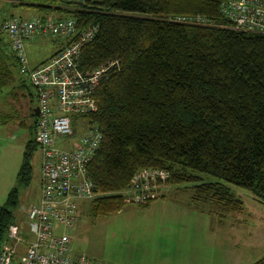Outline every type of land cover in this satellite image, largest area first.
Listing matches in <instances>:
<instances>
[{"label": "trees", "instance_id": "1", "mask_svg": "<svg viewBox=\"0 0 264 264\" xmlns=\"http://www.w3.org/2000/svg\"><path fill=\"white\" fill-rule=\"evenodd\" d=\"M224 1L89 0L76 7L63 0H17L39 17L74 19L79 31L99 27L82 50L83 69L119 62L96 93V112L87 116L103 134L88 168L96 193L93 218L129 204L148 208L154 200L134 203L123 193L146 168L169 171V185H191L193 202H211L226 213L244 211L228 184L264 203V34L232 29L221 11ZM179 16L202 17L208 25L172 21ZM7 45L0 42V93L14 82L12 60L26 78ZM32 116L36 131L33 109ZM38 148L35 138L27 144L21 189L31 185ZM20 193L15 187L0 209V248L17 221ZM254 264H264V257Z\"/></svg>", "mask_w": 264, "mask_h": 264}, {"label": "built area", "instance_id": "2", "mask_svg": "<svg viewBox=\"0 0 264 264\" xmlns=\"http://www.w3.org/2000/svg\"><path fill=\"white\" fill-rule=\"evenodd\" d=\"M63 1L78 7L89 0ZM221 11L232 29L264 34V0H227ZM172 21L208 25L202 17L179 16ZM1 31L7 34L21 73L36 93L39 116L35 139L41 154L42 191L40 201L27 213L26 225L9 227L0 248V264H106L84 254L73 256L69 231L78 221L79 204L96 196L88 168L101 147L103 134L89 124L87 116L96 112V93L119 69V62L83 69L82 50L96 38L99 27L91 25L79 31L72 18L15 17L6 20ZM42 37L62 44V48L33 67L28 45ZM170 178L165 169L140 170L124 194L131 202L146 204L161 196ZM25 229L32 239L19 257L17 246L25 243Z\"/></svg>", "mask_w": 264, "mask_h": 264}, {"label": "rangeland", "instance_id": "3", "mask_svg": "<svg viewBox=\"0 0 264 264\" xmlns=\"http://www.w3.org/2000/svg\"><path fill=\"white\" fill-rule=\"evenodd\" d=\"M38 16L36 10L19 7L17 0H0L2 45L6 42L10 47L7 34L1 31L4 20ZM57 47L48 37L31 42L30 64L47 61ZM1 50L7 52L6 47ZM10 63L14 82L0 93V209L7 206L10 192L19 187L20 203L15 213L25 220L42 191L40 148L32 160L31 185L21 189L18 182L27 144L36 137L31 107H37L38 101L28 79L14 65L17 62ZM206 180L219 181L209 176ZM228 185L244 202L242 213H226L211 202H193L191 185L167 184L148 208L129 204L99 219L93 218L90 202L86 203L76 229L69 231L72 247L106 264H254L264 257V203L251 192Z\"/></svg>", "mask_w": 264, "mask_h": 264}, {"label": "crops", "instance_id": "4", "mask_svg": "<svg viewBox=\"0 0 264 264\" xmlns=\"http://www.w3.org/2000/svg\"><path fill=\"white\" fill-rule=\"evenodd\" d=\"M31 66L35 67V66H38V65H31ZM31 109H34V107H31ZM36 122H37V121H36ZM166 192H167V195H168L169 189H167ZM40 198H41V195H40V197H39L38 202L40 201ZM167 198H168V196H167ZM167 198H166V197L163 198L162 201H165ZM191 199H192V201H193V194H192ZM38 202H37V203H38ZM89 202H90V200H86V201H83L82 203L79 204V209H80V212H79V218H78V221H77L75 227L73 228V231L76 229V226H77L78 222L80 221L81 216L83 215V209L85 208L86 203H89ZM37 203H36V204H37ZM153 203H154V202H153ZM16 216H17V215H16ZM25 223H26V219L23 220V219H22V216L20 215V216H17V221H16L14 224L25 226V225H26ZM73 231H72V232H73ZM24 239H25V243L19 244V245L17 246V251H18V255H19V257H21V256H23V255L25 254L24 252L26 251V247L28 246L27 244H28V242L32 239V237L30 236V234L28 233V231H27L26 229H25ZM72 243H73V238H72V236H71V245H70V247H71V253H72V255H73V256H79V255H82V254H80V252H77L76 250L73 249V247H72Z\"/></svg>", "mask_w": 264, "mask_h": 264}, {"label": "water", "instance_id": "5", "mask_svg": "<svg viewBox=\"0 0 264 264\" xmlns=\"http://www.w3.org/2000/svg\"><path fill=\"white\" fill-rule=\"evenodd\" d=\"M33 112H34L36 117L39 116V108L38 107H34Z\"/></svg>", "mask_w": 264, "mask_h": 264}]
</instances>
